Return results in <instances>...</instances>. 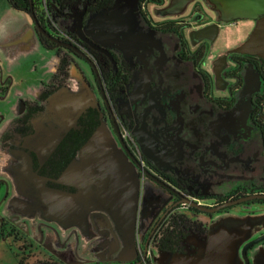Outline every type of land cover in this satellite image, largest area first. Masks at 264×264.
<instances>
[{
  "label": "flooded vegetation",
  "instance_id": "1",
  "mask_svg": "<svg viewBox=\"0 0 264 264\" xmlns=\"http://www.w3.org/2000/svg\"><path fill=\"white\" fill-rule=\"evenodd\" d=\"M6 1L28 21H0V32L33 38L51 65L40 59L43 78L25 76L32 66L17 75L38 89L22 94L0 138V264H174L224 227L238 239L253 234L249 264H264V59L235 51L242 43L218 47L233 22L207 0L180 13L166 11L169 0ZM1 66L4 97L16 77ZM82 79L99 106H87L45 158L31 136L50 96L83 88ZM102 121L133 169L129 185L107 187L111 204L84 203L82 219L61 225L16 202L24 151L48 186L89 194L60 178ZM122 199L131 207L117 211Z\"/></svg>",
  "mask_w": 264,
  "mask_h": 264
},
{
  "label": "water",
  "instance_id": "2",
  "mask_svg": "<svg viewBox=\"0 0 264 264\" xmlns=\"http://www.w3.org/2000/svg\"><path fill=\"white\" fill-rule=\"evenodd\" d=\"M194 0H169L166 11L180 13ZM217 12L222 21L232 22L239 19H254L256 25L250 36L234 50L243 53L256 54L264 59V0H207ZM85 79V78H84ZM86 80V79H85ZM83 88L57 91L50 96L45 117V125L38 127L33 137L35 149L47 148L44 157H49L64 136V132L75 124L87 106H99L96 95L89 90L90 84L82 79ZM89 85V86H88ZM67 122V126L58 129L60 122ZM65 122V123H66ZM49 123V124H47ZM64 123V124H65ZM63 125V124H62ZM56 139L51 137L54 136ZM23 162L20 170V180L17 184L18 197L25 209L35 210L40 218L47 221L67 225L74 217L82 219L86 208L97 205H109L113 201L105 198L107 187L112 190L116 185L123 187L133 180L131 161L119 146L106 122L95 129L88 141L79 151V156L67 167L60 182L72 185L77 183L88 193L76 198L70 192L48 186V179L39 175L33 168L32 158L27 152H22ZM17 172V171H16ZM92 193H94L92 195ZM111 193L109 194V196ZM84 205V206H83ZM131 207L129 199L116 202V210L121 207ZM126 219L122 215L121 220ZM231 233L228 227L215 229L207 236L204 246L198 254H187L179 258L174 257V264H249V239L253 234L238 239V233ZM240 241V242H239ZM168 254V252H167ZM169 257L171 255H168Z\"/></svg>",
  "mask_w": 264,
  "mask_h": 264
},
{
  "label": "rangeland",
  "instance_id": "3",
  "mask_svg": "<svg viewBox=\"0 0 264 264\" xmlns=\"http://www.w3.org/2000/svg\"><path fill=\"white\" fill-rule=\"evenodd\" d=\"M17 14L18 16L22 15L26 17V14H22V13L20 14L17 13ZM232 22L233 23L231 24V26L227 28V30H225L224 33L222 34V37L217 44L219 48H225V45H229V44L230 46H235L239 43H243L247 39L249 33H251V31L256 25V20L254 19H239L237 23H235V21ZM10 30L11 29L8 28H6V30L2 29V31L0 32V45L7 46L11 44L13 39L11 37ZM26 41L27 42L24 43L25 52L20 54V62H24L27 68H30L32 66V70H34V72H32V74L26 73L25 76L27 75L26 77L28 79H31L32 76H38L43 78L45 76V72L43 73L41 72L42 71L41 63H43L41 61L44 60L47 66L51 65L50 59H48L51 54L48 53L45 54L46 57H41L38 51L33 50V46L35 44L29 40ZM4 52L6 51L4 50ZM53 58L55 59L54 54H53ZM0 62L1 65L4 66V63L1 59ZM34 64L38 65L37 71L35 70V68L37 67H35ZM1 65L0 68H2ZM15 77H16V80H14L15 82L13 81L14 83L10 85L4 97L3 96L0 97V120H1L0 138L2 133L5 131V129H7L11 125L14 118L21 114V107L23 106V103L25 101L22 94L35 93L36 90L38 89V86L35 83L31 84L25 82L23 78L17 80V76ZM7 156L9 155L5 154V157ZM4 257L5 256H3V259Z\"/></svg>",
  "mask_w": 264,
  "mask_h": 264
},
{
  "label": "crops",
  "instance_id": "4",
  "mask_svg": "<svg viewBox=\"0 0 264 264\" xmlns=\"http://www.w3.org/2000/svg\"><path fill=\"white\" fill-rule=\"evenodd\" d=\"M0 21H11L15 26V21H28V18L22 15L18 16V14L13 12L6 0H0ZM29 41L35 44L33 38H30ZM26 42V40L13 38L11 44L7 46L0 45V59L3 61L7 72L14 77L17 75H23L29 69L24 62H20V54L25 52L24 43ZM37 49L38 47L33 46V50L36 51ZM4 50L6 52H4Z\"/></svg>",
  "mask_w": 264,
  "mask_h": 264
},
{
  "label": "trees",
  "instance_id": "5",
  "mask_svg": "<svg viewBox=\"0 0 264 264\" xmlns=\"http://www.w3.org/2000/svg\"><path fill=\"white\" fill-rule=\"evenodd\" d=\"M10 4L12 5L13 8H21L23 7L24 9V6H28V0H9ZM92 120L93 122H95L96 120V117L95 115H92ZM96 124V122H95Z\"/></svg>",
  "mask_w": 264,
  "mask_h": 264
}]
</instances>
